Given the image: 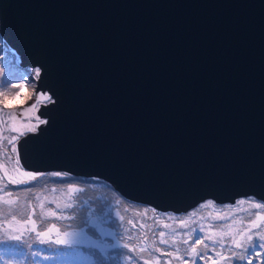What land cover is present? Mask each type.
<instances>
[{
	"label": "water",
	"instance_id": "1",
	"mask_svg": "<svg viewBox=\"0 0 264 264\" xmlns=\"http://www.w3.org/2000/svg\"><path fill=\"white\" fill-rule=\"evenodd\" d=\"M0 35L52 98L25 170L164 213L264 203V0H0Z\"/></svg>",
	"mask_w": 264,
	"mask_h": 264
},
{
	"label": "rangeland",
	"instance_id": "2",
	"mask_svg": "<svg viewBox=\"0 0 264 264\" xmlns=\"http://www.w3.org/2000/svg\"><path fill=\"white\" fill-rule=\"evenodd\" d=\"M11 63V64H10ZM17 54L7 45L4 39L0 35V90L7 92L9 96L12 93L19 92L20 95L14 100H9V107L4 108L3 104H0L5 112L14 111L17 114V126L20 127L23 124H31L38 129L39 121H46L44 118L38 115V109L41 105L47 104L49 100L40 99L36 102L38 97H51L50 95H43L37 91V79L40 73L39 69L26 68L25 76L23 80L17 81L11 78L13 64H18ZM33 104L36 107L31 111H27ZM37 131V130H36ZM35 131V132H36ZM34 133V132H29ZM17 135V133H12ZM24 169V168H23ZM25 170V169H24ZM27 171V170H26ZM53 173H60L66 179L53 176ZM53 173H37L41 174V178L31 184L12 185L9 184L8 190L13 193L12 199L19 197V205L21 206V213L23 216H27V205H38V201L35 200L36 195L47 196L48 200L55 199L63 207L67 196V188L69 186L75 188H82L84 191L79 192L74 199V207L80 210V218L76 224H64L63 220L50 219L45 223H56L62 231H68L73 233L71 246L56 245V244H40L35 237V234H25L24 239L28 240V243L32 245L31 248L28 244L21 243L13 240H9L6 236L0 233V237L5 242L0 243V264H143V258H147V253H130L127 249L123 248L125 242L134 244L135 236L137 235L136 229L131 228V225L126 221L136 217L141 223L147 225H155L153 232L156 234L155 238L158 241L160 237L158 233L165 231V239H171L173 235H176L183 239L187 233L196 229V236L203 237L205 234L211 232L223 230L227 231L224 226L231 224L232 220H247V218L256 211L252 208L251 202L262 203L263 202L253 197H243L235 200L233 204H218L213 200H207L200 203L196 208L190 210L188 213L175 215L170 212L164 213L154 209L151 206L139 204L130 201L123 197L111 184L97 178H74L70 174L65 172H53ZM2 174V172H0ZM69 175V176H68ZM76 177V176H75ZM59 181V184L53 182ZM29 189L31 191H29ZM51 189H57L58 191L52 192ZM2 194V193H0ZM245 200V205H240L239 201ZM46 208L55 209V204H49L45 202ZM39 208L37 207V214L39 215ZM59 211V210H57ZM153 211L155 217H153ZM10 210L5 207L2 214H0V221L10 219ZM195 213V215H193ZM225 216L226 219H218L219 216ZM123 216L124 220L120 217ZM156 218L162 222L156 224ZM94 219L93 226L88 225L90 220ZM182 222L184 225L182 226ZM167 223L171 225V228L165 229L162 224ZM103 225L104 233L99 234V225ZM215 227H210V226ZM7 227V225H5ZM203 227L204 231L199 229ZM235 227H247L246 223L240 225L233 224ZM128 229H131L133 236L132 240H126ZM172 229L176 231L173 232ZM147 231V229H145ZM150 237L152 233L149 234ZM53 238L55 234L53 233ZM206 243H210L205 241ZM225 252L224 255H228L227 248L230 245V239L225 237L224 239ZM257 248L249 249L248 258L252 259V264H264V249L259 248V241H256ZM162 249L172 251L166 245H158ZM177 246L181 249L176 255H184L185 259L190 260L191 257L185 255L184 250L189 245L183 244L180 240L177 241ZM200 248L203 245L199 246ZM212 247H218L210 244ZM239 251V250H237ZM33 253H39V255H33ZM253 253H259L260 255H254ZM155 256H159L161 264L164 261L171 259L172 264H181L180 261L161 253H153ZM208 255L213 259H219L216 257L215 252L209 250ZM132 257L131 260L128 257ZM45 257H48L45 259ZM196 264H205V260L197 259ZM207 264H212L211 260L207 261ZM232 264H247V260H234Z\"/></svg>",
	"mask_w": 264,
	"mask_h": 264
},
{
	"label": "snow or ice",
	"instance_id": "3",
	"mask_svg": "<svg viewBox=\"0 0 264 264\" xmlns=\"http://www.w3.org/2000/svg\"><path fill=\"white\" fill-rule=\"evenodd\" d=\"M39 75V72H37ZM20 95L19 92L12 93L11 96L7 92L0 90V104H3L4 108L9 107V100H14ZM51 100V97H38V101ZM36 107L33 104L27 109L31 112ZM40 124L46 123V121H39ZM36 126L29 124H23L20 127L17 126V114L14 111L5 112L0 108V214L3 213L5 207L10 210V219H5L0 221V233L6 236L9 240L26 243L28 247L31 248L32 245L28 243V240L24 239L27 233L30 237L31 234H35L38 242L40 244H56L71 246L73 233L68 231H62L61 228L54 222L45 223V221L54 220H70L74 219L72 216H65L62 213L65 210L72 209L74 207V199L79 192L84 191L82 188H75L69 186L64 195L67 196L63 207L60 203L56 202L55 199L48 200L47 196L36 195L35 200L38 201V205L32 206L27 205V216H23L21 213V206L19 205V197L12 199L13 193L8 190L9 184L12 185H22L31 184L41 178V174L33 173L23 169L20 164L19 151L17 148V141L21 136L25 135L26 132H35ZM12 133H17V135H12ZM53 176L66 179L60 173H53ZM29 191H31L29 189ZM52 192L58 191L57 189H51ZM49 204H55V209L46 208L45 202ZM245 200H240V205H245ZM252 208L256 211L252 213L247 220H232L231 224H226L224 227L228 229L227 231L218 230L211 232L210 234H205L203 237L196 236V229L190 230L187 235L181 239L180 237L173 235L171 239H165L166 232L160 231L158 236L160 239L157 241L155 238V233L153 228L155 225H147L141 223L139 219L133 217L126 221L127 224L131 225V228L136 229L137 235L135 236L136 243L130 244L125 242L123 248L127 249L130 253H147V258H143V264H161L159 256L153 255V253H161L162 255H167L168 257H173L174 259L181 262V264H196L197 259L205 260L207 264L208 260L212 261V264H232L234 260H247V264H252V259L248 258L249 249H256L257 243L259 241V248L264 249V204L251 202ZM37 207L39 208V215L37 214ZM59 210V211H57ZM195 215V213H193ZM153 217H155V212L153 211ZM124 220V217H120ZM218 219H226L225 216L221 215ZM162 222L159 218H156V224H161ZM246 223L247 227H235L233 224L240 225ZM7 225V227L5 226ZM184 222H182V226ZM162 226L165 229L171 228V225L163 223ZM210 227H215L210 226ZM147 229V231H145ZM200 231H204L201 227ZM128 235L126 240H132L133 236L131 229H128ZM175 232V229H172ZM53 233L55 238H53ZM150 233H152L150 237ZM228 237L230 239V245L227 248L228 255H224L225 246L224 239ZM180 240L183 244L189 245L188 248L184 250L185 255L191 257L190 260L185 259L184 255H176L181 251L177 246V241ZM208 241L210 243H206ZM5 242L2 237H0V243ZM210 244L218 247H212L210 249ZM158 245H166L173 249L172 251H167L166 249L160 248ZM203 245L202 248L199 246ZM209 250L215 252L216 257L219 259H213L208 255ZM239 250V251H237ZM254 255H260L259 253H253ZM33 255H39V253H33ZM48 257H45L47 259ZM129 260L132 257H128ZM164 264H172V260L164 261Z\"/></svg>",
	"mask_w": 264,
	"mask_h": 264
},
{
	"label": "trees",
	"instance_id": "4",
	"mask_svg": "<svg viewBox=\"0 0 264 264\" xmlns=\"http://www.w3.org/2000/svg\"><path fill=\"white\" fill-rule=\"evenodd\" d=\"M11 64V63H10ZM12 75L11 78L15 79L17 81L23 80L24 76H25V71L21 69V67L19 65H15L13 64L12 67ZM69 176V175H68ZM72 177H70V179H74V178H81V177H75L73 175H71ZM99 181V179H97ZM53 182H56L57 184H59V181L55 180ZM80 210H78L76 207H73L72 209L69 210H65L62 214L65 216H72L74 217V219H70V220H63L65 225H69V224H76V222L78 221V219L80 218ZM89 225V224H88Z\"/></svg>",
	"mask_w": 264,
	"mask_h": 264
},
{
	"label": "flooded vegetation",
	"instance_id": "5",
	"mask_svg": "<svg viewBox=\"0 0 264 264\" xmlns=\"http://www.w3.org/2000/svg\"><path fill=\"white\" fill-rule=\"evenodd\" d=\"M41 94H43V95H47V94H44L43 92H41ZM37 99H38V98H37ZM28 133H29V132H26L25 135L28 134ZM25 135H23V136H25ZM21 137H22V136H21ZM21 137H20V138H21ZM17 142H18V141H17ZM188 212H189V211H188ZM188 212H186V213H188ZM170 213H172V212H170ZM172 214H174V213H172ZM182 214H183V213H182ZM175 215H180V214H175Z\"/></svg>",
	"mask_w": 264,
	"mask_h": 264
}]
</instances>
